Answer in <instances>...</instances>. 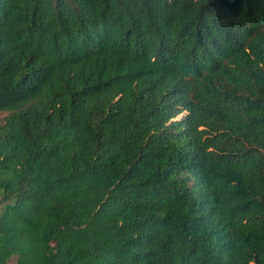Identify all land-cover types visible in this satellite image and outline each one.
<instances>
[{
  "label": "trees",
  "instance_id": "obj_1",
  "mask_svg": "<svg viewBox=\"0 0 264 264\" xmlns=\"http://www.w3.org/2000/svg\"><path fill=\"white\" fill-rule=\"evenodd\" d=\"M264 264V0H0V264Z\"/></svg>",
  "mask_w": 264,
  "mask_h": 264
},
{
  "label": "rangeland",
  "instance_id": "obj_2",
  "mask_svg": "<svg viewBox=\"0 0 264 264\" xmlns=\"http://www.w3.org/2000/svg\"><path fill=\"white\" fill-rule=\"evenodd\" d=\"M13 261H14V258H11V259L8 261V263H7V264H12V263H13Z\"/></svg>",
  "mask_w": 264,
  "mask_h": 264
}]
</instances>
